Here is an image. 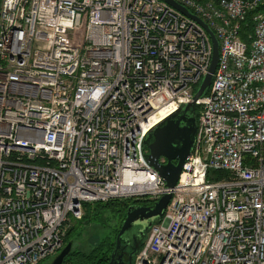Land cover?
<instances>
[{
    "label": "built area",
    "instance_id": "2783aa9c",
    "mask_svg": "<svg viewBox=\"0 0 264 264\" xmlns=\"http://www.w3.org/2000/svg\"><path fill=\"white\" fill-rule=\"evenodd\" d=\"M174 1L218 63L172 189L142 141L192 102L203 27L162 0L0 1V264L55 256L86 204L165 194L132 264H264V0Z\"/></svg>",
    "mask_w": 264,
    "mask_h": 264
},
{
    "label": "water",
    "instance_id": "95a60500",
    "mask_svg": "<svg viewBox=\"0 0 264 264\" xmlns=\"http://www.w3.org/2000/svg\"><path fill=\"white\" fill-rule=\"evenodd\" d=\"M162 1L202 26L208 34L212 46L208 71L195 91L192 102L159 121L145 135L142 141V149L146 151L143 154L144 162L158 174L168 189H172L177 182L182 165L185 163L186 158L190 155L194 146L197 132V124L194 116L195 105L199 99L205 96L210 86L212 75L218 63V42L209 27L201 19L192 15L186 8L174 0ZM161 159H163V162H161ZM170 198L171 194H165L150 206L131 205L126 209L125 217L116 234L115 246L108 264H122L120 258L115 259L121 244L120 238L134 228L140 230V235L143 231L147 232L154 221L161 218ZM128 245V242H125V247ZM71 250L72 242L70 241L52 257L51 264H64L65 258ZM137 251L138 249L132 254L135 256Z\"/></svg>",
    "mask_w": 264,
    "mask_h": 264
},
{
    "label": "trees",
    "instance_id": "16d2710c",
    "mask_svg": "<svg viewBox=\"0 0 264 264\" xmlns=\"http://www.w3.org/2000/svg\"><path fill=\"white\" fill-rule=\"evenodd\" d=\"M248 21V20H247ZM250 25L245 27V30H248ZM195 119L196 123L198 122L199 116V109L196 107L195 109ZM152 204L151 201L148 200H130V199H116L110 200L107 202H97L93 204H86L84 205V215L81 220L74 221L72 225L67 230V233L64 237V244L63 246L68 243L72 242V239L77 234L80 226L84 223H91L95 225H104L103 215L108 212L112 211L116 213L120 217V225L125 217L126 209L131 205H138V206H150ZM120 227V226H119ZM118 231H116L117 234ZM115 234V237H116ZM114 237V239H115ZM114 243H107L106 241L100 242L96 247L88 253L72 251L69 255L65 258L64 264H108L110 255L113 250ZM142 245V242L139 244L138 249ZM47 260V259H46ZM45 261V260H44ZM43 262V261H42ZM133 263V260H132Z\"/></svg>",
    "mask_w": 264,
    "mask_h": 264
},
{
    "label": "rangeland",
    "instance_id": "374dc122",
    "mask_svg": "<svg viewBox=\"0 0 264 264\" xmlns=\"http://www.w3.org/2000/svg\"><path fill=\"white\" fill-rule=\"evenodd\" d=\"M103 221L104 225L84 222L72 239V251L88 253L101 241L114 243L116 231L120 228V217L116 213L108 211L103 215ZM72 223L73 222H71L70 225H72ZM52 259L51 257L40 264H51Z\"/></svg>",
    "mask_w": 264,
    "mask_h": 264
},
{
    "label": "flooded vegetation",
    "instance_id": "af4514ba",
    "mask_svg": "<svg viewBox=\"0 0 264 264\" xmlns=\"http://www.w3.org/2000/svg\"><path fill=\"white\" fill-rule=\"evenodd\" d=\"M197 124V123H196ZM140 230L134 228L130 232L126 233V235L120 238L121 244L117 251L115 259L120 258L122 264H132V260L134 255L132 254L135 250L138 249L139 244L144 239L146 232L139 234ZM116 242V237H115ZM125 242H128V246L125 247ZM115 246V245H114Z\"/></svg>",
    "mask_w": 264,
    "mask_h": 264
},
{
    "label": "bare ground",
    "instance_id": "6f19581e",
    "mask_svg": "<svg viewBox=\"0 0 264 264\" xmlns=\"http://www.w3.org/2000/svg\"><path fill=\"white\" fill-rule=\"evenodd\" d=\"M172 111H173V108H167V109L160 110L157 113V115L154 118V120L152 121V123H158L159 121H161L162 119H164L166 116H168Z\"/></svg>",
    "mask_w": 264,
    "mask_h": 264
}]
</instances>
